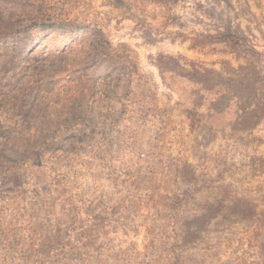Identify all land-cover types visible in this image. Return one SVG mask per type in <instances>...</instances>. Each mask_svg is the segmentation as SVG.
<instances>
[{
    "label": "rangeland",
    "instance_id": "obj_1",
    "mask_svg": "<svg viewBox=\"0 0 264 264\" xmlns=\"http://www.w3.org/2000/svg\"><path fill=\"white\" fill-rule=\"evenodd\" d=\"M0 264H264V0H0Z\"/></svg>",
    "mask_w": 264,
    "mask_h": 264
}]
</instances>
